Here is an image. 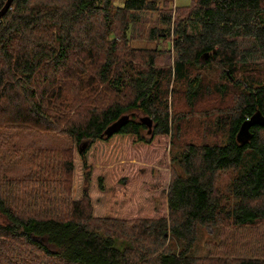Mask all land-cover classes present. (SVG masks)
<instances>
[{
  "label": "trees",
  "instance_id": "trees-1",
  "mask_svg": "<svg viewBox=\"0 0 264 264\" xmlns=\"http://www.w3.org/2000/svg\"><path fill=\"white\" fill-rule=\"evenodd\" d=\"M171 3L12 0L0 17V148L16 130L70 142L55 166L0 175V264H264V239L242 254L241 236L264 226V124L236 140L243 121L264 115V0ZM142 13L156 14L147 36L170 41L171 65H157L159 49L131 46ZM211 68L224 83L205 81ZM179 89L189 109L217 95L213 124L226 142H184L165 193L149 196L121 162L130 146L152 155L159 137L181 131L169 106ZM134 111L154 120L148 136L135 114L103 134ZM247 151L256 162L222 193L219 173L238 170ZM137 199L139 211L126 208ZM199 225L222 233L208 256L190 252Z\"/></svg>",
  "mask_w": 264,
  "mask_h": 264
},
{
  "label": "rangeland",
  "instance_id": "rangeland-1",
  "mask_svg": "<svg viewBox=\"0 0 264 264\" xmlns=\"http://www.w3.org/2000/svg\"><path fill=\"white\" fill-rule=\"evenodd\" d=\"M173 1L171 4L174 9ZM189 2L190 0H175L178 6L189 4ZM115 3L119 4L120 0H115ZM141 17L142 22L133 26L130 40L131 46L144 49H159L156 58L157 65H171L174 53L170 41L153 40L147 36L148 29L151 26L160 25L156 14L142 13ZM173 17L174 11L172 12V20ZM167 49L170 50L167 51ZM211 69L206 72L205 81L211 85L218 81L224 83L225 80L223 78H218L217 69ZM181 92L179 89L173 93L172 97H169L170 110L178 112L182 116L180 122L181 131L178 133L173 129L171 131L173 135L159 137V149L152 155H147V153L133 155V150L130 146L129 154L121 162L126 167L124 173H131L136 182L139 181V185L146 190L145 194L148 193L149 196L163 191L165 193L171 173L175 169L171 157L175 152L181 150L184 142H217L220 144L226 142V129H219L213 124L214 117L217 114L215 109L221 105L217 95L206 96L198 100L194 108L189 109ZM131 114H135V118L138 120L143 116H149L152 119L150 115L137 111L128 112V116ZM154 124L152 119L151 128L154 127ZM147 130L143 131L146 136L149 135ZM9 141V144L0 148V175L14 179H21L28 173L35 174L37 170H42V167H40L42 163L48 162L49 165L55 166L59 159V152L66 151L70 147V142L65 136L37 129L12 131ZM256 160L257 157L247 151L238 170L235 172L230 169L221 171L217 179V186L221 192L226 194L231 178L244 173ZM96 166L101 168L103 163H98ZM135 202L137 203L130 202L126 208L132 209L134 212L139 211L136 207L143 203V199H137ZM161 212H166V210H160L159 213L161 214ZM244 232L241 235L244 238L242 242L249 245L246 249H242L244 251L242 254H250L252 248L261 250L260 247H256L255 242L258 238L264 239V226L262 225L257 229H248ZM220 238H222V233L219 228L199 225L196 239L190 248V252L196 256H208L210 250L216 247ZM251 244L252 247H249Z\"/></svg>",
  "mask_w": 264,
  "mask_h": 264
},
{
  "label": "water",
  "instance_id": "water-1",
  "mask_svg": "<svg viewBox=\"0 0 264 264\" xmlns=\"http://www.w3.org/2000/svg\"><path fill=\"white\" fill-rule=\"evenodd\" d=\"M12 0H6L4 5L0 9V17L5 13V11L9 8ZM129 116L128 114H124L120 116L117 120L109 124L103 134L108 136L114 131L118 130L126 121L128 120ZM140 121L143 122L147 126V131H151V126H152V119L149 116H143L140 117ZM255 124H264V115L259 111L256 110L254 114L249 118L243 121L236 133V140L239 143H245L246 141L250 140L252 133L250 131V127ZM85 144H83L84 146ZM83 149V147H82Z\"/></svg>",
  "mask_w": 264,
  "mask_h": 264
},
{
  "label": "built area",
  "instance_id": "built-area-1",
  "mask_svg": "<svg viewBox=\"0 0 264 264\" xmlns=\"http://www.w3.org/2000/svg\"><path fill=\"white\" fill-rule=\"evenodd\" d=\"M173 5H174V6L176 5L175 0L173 1Z\"/></svg>",
  "mask_w": 264,
  "mask_h": 264
}]
</instances>
